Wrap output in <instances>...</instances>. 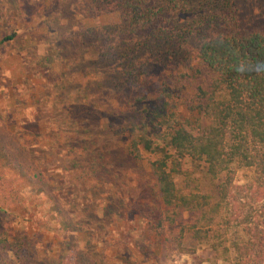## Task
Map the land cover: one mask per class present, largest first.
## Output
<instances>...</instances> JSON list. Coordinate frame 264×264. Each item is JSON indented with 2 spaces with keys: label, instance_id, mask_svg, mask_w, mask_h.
I'll return each mask as SVG.
<instances>
[{
  "label": "rangeland",
  "instance_id": "obj_1",
  "mask_svg": "<svg viewBox=\"0 0 264 264\" xmlns=\"http://www.w3.org/2000/svg\"><path fill=\"white\" fill-rule=\"evenodd\" d=\"M250 11L249 18L263 19L264 0ZM111 20L87 11L83 0H0V41L13 35L0 44V145L10 163L0 160V235L7 243L0 264H232L233 250L212 230L193 236L197 215L156 227L164 208H154L149 163L158 155L128 159L107 125L134 119L106 116L82 99V84L99 80L102 70L78 34ZM188 73L189 91L214 78L199 62ZM90 149L118 161L100 189L77 179L87 173ZM202 171V162L182 159L178 191H208ZM250 176L238 169L235 183Z\"/></svg>",
  "mask_w": 264,
  "mask_h": 264
},
{
  "label": "trees",
  "instance_id": "obj_2",
  "mask_svg": "<svg viewBox=\"0 0 264 264\" xmlns=\"http://www.w3.org/2000/svg\"><path fill=\"white\" fill-rule=\"evenodd\" d=\"M83 1L112 20L78 34L102 70L99 80L82 84V99L106 116L134 119L107 125L128 159L158 155L149 163L154 208H164L156 227L197 215L196 239L206 237V226L233 250L232 264H264V18H249L257 0ZM193 62L214 78L189 91ZM90 151L87 173L77 179L100 189L118 161ZM184 158L202 162L208 191H178L174 174ZM0 160L10 166L1 145ZM238 169L251 171L242 185L235 183ZM0 246L7 248L1 235Z\"/></svg>",
  "mask_w": 264,
  "mask_h": 264
}]
</instances>
